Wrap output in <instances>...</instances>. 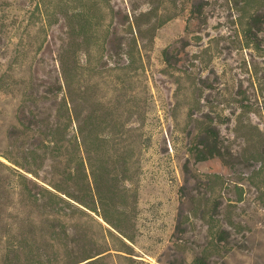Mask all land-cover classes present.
Masks as SVG:
<instances>
[{"label": "rangeland", "instance_id": "obj_1", "mask_svg": "<svg viewBox=\"0 0 264 264\" xmlns=\"http://www.w3.org/2000/svg\"><path fill=\"white\" fill-rule=\"evenodd\" d=\"M64 97L77 122L95 109L134 162V242L74 203L52 215L20 192L3 154L36 137L16 141L14 126L57 120ZM208 127L224 155L199 161ZM259 154L264 0H0V264H264Z\"/></svg>", "mask_w": 264, "mask_h": 264}, {"label": "trees", "instance_id": "obj_2", "mask_svg": "<svg viewBox=\"0 0 264 264\" xmlns=\"http://www.w3.org/2000/svg\"><path fill=\"white\" fill-rule=\"evenodd\" d=\"M167 19L161 20L158 25ZM86 23H82V30L86 29ZM164 53L167 54V49ZM63 71L67 81V70L64 68ZM62 109V113L54 115L57 120H50L52 115L45 121H30L31 124L20 119L19 125L14 126V140L17 141L20 135L27 137L32 134L36 137V143L23 148L20 156L13 159L3 154L14 164L21 194L29 198L32 205L49 208L52 215L59 213L61 204L74 203L82 212L96 214L123 238L134 242L133 218L139 195L137 188L129 185L133 183L129 173L134 162L128 156V150L116 148L110 134L100 133L105 128L96 121L95 109L85 114L83 122H77L79 113L68 106L66 97L63 98ZM215 143L213 130L205 128L192 153L199 161L223 156L222 149ZM254 158L264 160L261 154ZM45 163L50 168L49 176L41 178L40 169ZM216 176L221 177L220 174ZM34 178L41 179L45 185ZM220 239L227 238L221 236ZM102 253L104 251L87 256L84 261ZM195 262L206 264L203 257Z\"/></svg>", "mask_w": 264, "mask_h": 264}]
</instances>
